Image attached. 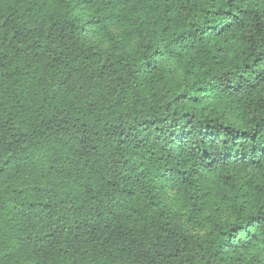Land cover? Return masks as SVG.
I'll use <instances>...</instances> for the list:
<instances>
[{
	"label": "trees",
	"instance_id": "1",
	"mask_svg": "<svg viewBox=\"0 0 264 264\" xmlns=\"http://www.w3.org/2000/svg\"><path fill=\"white\" fill-rule=\"evenodd\" d=\"M0 264H264V0H0Z\"/></svg>",
	"mask_w": 264,
	"mask_h": 264
},
{
	"label": "rangeland",
	"instance_id": "2",
	"mask_svg": "<svg viewBox=\"0 0 264 264\" xmlns=\"http://www.w3.org/2000/svg\"><path fill=\"white\" fill-rule=\"evenodd\" d=\"M131 17H129L130 19ZM126 26H122L121 23H113L111 24V30L116 37L117 41L116 44L109 43L102 39V37L98 36L96 33L89 36V39L93 42L96 41L100 49L102 50H109V48H117L119 52H128L136 48L139 44L143 43V41L139 40L138 38H130L125 40L123 37V30ZM180 74V72H179ZM181 76V74H180ZM183 77V75H182ZM210 104H213L215 108L218 110H222L224 112L229 110V107L225 105L221 100H208ZM237 125H241L239 119L237 117L230 118ZM211 175L205 176L203 178V182L207 185L209 197V207L208 209L199 217V218H189L188 216V209L182 202L181 198L179 197V192L176 186L171 185L170 183H158V188L154 193L153 201L163 208H165L169 212H173L178 217V222L181 226H183L187 231L193 232L198 235H204L210 232L211 230V223L213 220L219 221H227L230 220L229 213H227L225 207L220 209L218 202L215 199L214 194L210 191L211 186ZM217 212V213H216ZM210 220H212L210 222ZM251 252V251H250ZM253 253V252H251ZM260 254V253H259Z\"/></svg>",
	"mask_w": 264,
	"mask_h": 264
}]
</instances>
